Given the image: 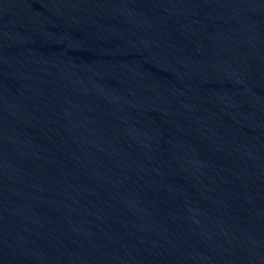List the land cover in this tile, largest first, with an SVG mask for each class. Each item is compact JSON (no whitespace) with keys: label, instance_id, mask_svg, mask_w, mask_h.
I'll list each match as a JSON object with an SVG mask.
<instances>
[{"label":"water","instance_id":"95a60500","mask_svg":"<svg viewBox=\"0 0 264 264\" xmlns=\"http://www.w3.org/2000/svg\"><path fill=\"white\" fill-rule=\"evenodd\" d=\"M0 264H264V0H0Z\"/></svg>","mask_w":264,"mask_h":264}]
</instances>
